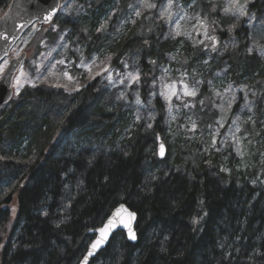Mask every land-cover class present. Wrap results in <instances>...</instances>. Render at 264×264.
Instances as JSON below:
<instances>
[{"label":"trees","instance_id":"trees-1","mask_svg":"<svg viewBox=\"0 0 264 264\" xmlns=\"http://www.w3.org/2000/svg\"><path fill=\"white\" fill-rule=\"evenodd\" d=\"M10 2L0 0V17ZM155 34L146 31L142 41L153 45ZM245 43L236 47L231 75L264 96V61ZM39 95L0 113V264H78L89 232L119 205L137 216L136 243L117 233L90 264H264V186L226 176L216 159L147 172L157 129L115 144L108 134L117 120L90 86L58 112H34ZM205 115L198 116L207 125Z\"/></svg>","mask_w":264,"mask_h":264},{"label":"rangeland","instance_id":"rangeland-1","mask_svg":"<svg viewBox=\"0 0 264 264\" xmlns=\"http://www.w3.org/2000/svg\"><path fill=\"white\" fill-rule=\"evenodd\" d=\"M229 2L171 0L168 9L169 0H60L64 7L54 20L32 25L5 59L9 64L26 55L13 79L11 102L0 113L33 93L41 97L30 105L34 112H58L71 96L90 86L102 111L117 120L108 134L115 144L133 133L159 131L166 156L158 160L156 146L152 152L149 148L147 172L149 165L183 170L216 159L226 176L264 186V96L248 78H234L230 72L240 41L253 49L248 54L264 61V8L261 13L253 9L264 0H250L243 17L224 13ZM101 24L105 28L97 31ZM151 30L156 33L153 45L142 41ZM208 37H215V50ZM60 60L64 63H57ZM129 73H138L139 80L132 81ZM185 88L195 96L185 95ZM202 113L210 118L207 125L199 121ZM7 156L20 158L23 153L9 150ZM10 209L14 220L15 200Z\"/></svg>","mask_w":264,"mask_h":264},{"label":"water","instance_id":"water-1","mask_svg":"<svg viewBox=\"0 0 264 264\" xmlns=\"http://www.w3.org/2000/svg\"><path fill=\"white\" fill-rule=\"evenodd\" d=\"M53 2L60 4V0H11L7 10L0 17V34L7 37V39L0 38V57L6 59L15 45L32 25L38 24L44 26L50 24L54 20L55 17L48 22H45L43 19L44 10L50 8ZM5 53H7V55H5ZM25 58V53H22L18 57L11 59L0 79V109L8 105L12 99L13 79ZM2 61L3 60H0V63H2ZM161 145H163L164 148L163 156L160 154ZM156 156L158 160H163L166 156L165 146L159 137L156 140ZM120 206L121 205L115 207L111 211L99 228L92 230L89 233V235L92 236V241L88 245L84 256L78 264H84L85 256L88 255L89 251H92V244L101 239L99 229L103 228L107 224L108 219L113 217L116 209ZM123 206L127 209V212H123L116 217L115 227L109 232L107 239H105L101 246L95 250L94 254L88 257L87 264H90L101 252L106 249L112 237L117 233H122L128 243L132 245L136 243V239H129V228L136 236L135 226L137 216L125 205ZM128 213H132L133 215L129 216Z\"/></svg>","mask_w":264,"mask_h":264},{"label":"snow or ice","instance_id":"snow-or-ice-1","mask_svg":"<svg viewBox=\"0 0 264 264\" xmlns=\"http://www.w3.org/2000/svg\"><path fill=\"white\" fill-rule=\"evenodd\" d=\"M249 2H250V0H246V3L241 4L239 2V0H230V2L226 6H224L223 11H224L225 14H230V15H233V16H238V17L246 16L248 14V12H249V8H248V3ZM63 7H64L63 5H60V4H57V3L53 2L50 8H47V9L44 10V17H43L44 21L45 22L51 21L54 17L57 16L58 10L63 8ZM146 7L155 8L156 5L153 4V3H147ZM171 7H172V3H171V0H169L168 9H171ZM136 15L140 16L141 13L139 11H137ZM169 18H171V13H169ZM177 25H178V22H177ZM105 26H106L105 24H101L100 28H98L97 31H102L105 28ZM201 27H205L204 35L207 37L208 34H207L206 26L204 25V23L202 21H201ZM176 34L180 35L181 33L177 32ZM0 38L7 39V37H4L3 34H0ZM208 38L213 41V50H215V37H208ZM61 39H63V36L61 37ZM200 43H202V41ZM248 51L251 53L253 51V49L250 47L248 49ZM260 52H261L262 55H264V49H260ZM5 55H7V53H5ZM0 60H3V65L0 66V72H3L4 68L8 66V61L3 59L2 57H0ZM57 63L63 64L64 61L60 60V61H57ZM81 63H83V61ZM153 63H155V62L153 61ZM37 70L39 71V68ZM65 75H67V73H65ZM129 76H131L132 81H138L139 80V74L138 73L135 74V75L129 73ZM19 83H20L19 78H17V85H19ZM184 94L185 95L195 96L196 93H195V91H190L187 88H185ZM253 94L255 95V93H253ZM17 95H19V92H17ZM161 95H164V94L161 93ZM172 95H176L175 91H172ZM166 98L169 101L171 100L170 96L166 97ZM177 98H179V97H177ZM136 103L137 104L140 103L139 98H137ZM233 123L235 124V121H233ZM221 126H223V125L221 124ZM149 127H151V125H149ZM236 131L237 132L240 131L239 127L236 128ZM236 151H237L238 154H241L239 147H237ZM160 154H161V156L164 155L163 145H161ZM223 170L224 169H222V171ZM123 212H127V209L124 208L123 205H121L119 208L116 209L115 213L113 214V217L108 219L107 224L103 228L99 229V231L101 233V239L92 244V251H89L88 255L85 256L84 264H87L88 257L92 256L94 254L95 250H97L101 246L103 241L105 239H107V236H108L109 232L115 227V219H116V217L119 216ZM128 214H129V216L133 215L132 213H128ZM125 226H127V225H125ZM129 239H132V240L136 239L135 234L132 232V230L130 228H129Z\"/></svg>","mask_w":264,"mask_h":264},{"label":"bare ground","instance_id":"bare-ground-1","mask_svg":"<svg viewBox=\"0 0 264 264\" xmlns=\"http://www.w3.org/2000/svg\"><path fill=\"white\" fill-rule=\"evenodd\" d=\"M90 232H91V231H90ZM90 232H89V233H90ZM91 237H92V236H91ZM112 238H113V237H112ZM91 241H92V240H91ZM110 241H111V240H110ZM90 243H91V242H90ZM90 243H89V244H90ZM109 243H110V242H109ZM87 247H88V245H87ZM86 249H87V248H86ZM85 252H86V250H85ZM84 254H85V253H84ZM83 256H84V255H83ZM80 260H81V259H80ZM78 263H79V262H78Z\"/></svg>","mask_w":264,"mask_h":264}]
</instances>
